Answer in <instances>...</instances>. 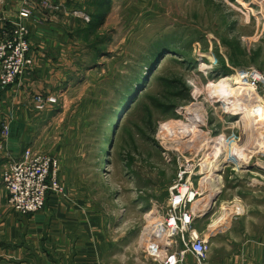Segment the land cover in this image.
I'll return each mask as SVG.
<instances>
[{"label":"rangeland","instance_id":"rangeland-1","mask_svg":"<svg viewBox=\"0 0 264 264\" xmlns=\"http://www.w3.org/2000/svg\"><path fill=\"white\" fill-rule=\"evenodd\" d=\"M38 8L42 15L54 14L66 34L67 47L51 55L68 67L71 78L61 93L56 86L34 93L32 105L36 109L39 94L54 96V104L62 101L57 121L66 129L71 162L93 193L108 197L104 205L116 196L122 208L131 195L129 206L136 201L129 216L140 219L146 199L156 213L168 193H182L177 184L192 177L201 193L192 205L204 198L205 214L198 218L204 227L226 212L222 226L239 216L241 203L232 193H244L257 211L236 225L247 216L248 223L264 221V172L256 166L264 161V123L247 117L264 107V88L244 79L251 70L264 78V0H42ZM19 22L0 21V37ZM29 39L34 49L30 30ZM32 57L26 77L40 72L33 70L40 64L34 52ZM142 77L145 85L127 97ZM241 83L250 86L241 100L226 97ZM136 95L144 99L134 110ZM218 142L226 162L217 171L221 187L208 206L203 202L212 189L200 185L204 175L197 172Z\"/></svg>","mask_w":264,"mask_h":264},{"label":"crops","instance_id":"crops-1","mask_svg":"<svg viewBox=\"0 0 264 264\" xmlns=\"http://www.w3.org/2000/svg\"><path fill=\"white\" fill-rule=\"evenodd\" d=\"M41 2L29 0L34 11L31 17L20 20L18 11L22 0H0V21H22L28 25L35 39V61L40 62L36 63L37 67L34 64L33 70L41 72L22 78L7 89L0 87V125L8 119L10 129L8 139L0 148V264H166V255L178 253L182 248L179 236L170 238L172 242L168 246V237L154 236L149 240V234H144L152 223L165 217L168 200L164 199H169L170 194L162 197L165 203L156 213L151 200L146 199L143 214L135 213L140 219L129 216L136 201L132 199L129 206L131 195L122 208L117 207L116 196L108 199L107 207L104 204L108 197L93 193L88 181L71 162V144L64 135L66 129L57 121L61 114L57 106L62 101L49 106L45 112L32 105L34 93L45 92L43 89L53 92L51 86L59 88V93L60 87L66 86L71 78L68 67L56 62L61 59L51 55L54 50L62 51L67 47L66 34L56 26L54 14L50 11L41 14L38 8ZM30 145L34 151L49 152L56 157L61 190L51 193L41 210L22 216L8 208L1 175L10 162L21 158L26 147L31 148ZM231 196L241 203L240 212L226 226L215 225L211 220L204 227L202 220H198L205 214L203 204L195 203L198 214L192 229L208 238L210 251L203 260H197L190 252L183 253L177 264H264V221L248 223L247 216L244 223L236 225L237 219L257 211L255 205L250 208L246 204L248 198L244 193L242 198L234 193ZM263 201L260 202L264 205ZM119 211L124 220L118 230L115 226L120 222L117 221ZM262 212L259 209L258 213ZM213 226L218 227L212 229Z\"/></svg>","mask_w":264,"mask_h":264},{"label":"built area","instance_id":"built-area-1","mask_svg":"<svg viewBox=\"0 0 264 264\" xmlns=\"http://www.w3.org/2000/svg\"><path fill=\"white\" fill-rule=\"evenodd\" d=\"M33 11L34 9L29 6V0H22L20 17L29 18ZM32 55L33 48L26 23L19 22L4 31L0 37L1 88L19 83L30 73L33 66ZM248 76L251 78L247 79ZM244 79L251 81L252 85L257 84L264 88V78L257 71L247 72ZM36 100L37 110H43L44 105L57 102L54 96L43 98L41 94L36 96ZM9 132V120L4 119L0 129V148L8 139ZM256 166L264 172V161L262 165ZM189 173L191 174V171ZM191 179L192 177H189L183 183L177 184L181 186L182 193H169L165 217L152 223L144 234L146 236L149 234V240L154 236H166L168 246L172 242L170 238L179 236L182 248L178 253L167 254L166 264H177L186 252H190L197 260H203L210 251L208 238L192 229L193 220L197 216L192 204L200 193L194 190ZM1 182L7 193L8 207L22 216L33 214L45 206L51 193L61 190L57 178V159L52 155L25 148L20 159L10 162L4 168Z\"/></svg>","mask_w":264,"mask_h":264},{"label":"bare ground","instance_id":"bare-ground-1","mask_svg":"<svg viewBox=\"0 0 264 264\" xmlns=\"http://www.w3.org/2000/svg\"><path fill=\"white\" fill-rule=\"evenodd\" d=\"M249 88H250L249 85L245 83H241L238 86L230 88L231 90L226 97L238 98L241 100V98L245 95L244 93ZM247 117H253L254 121H260V122L263 121L262 122L263 124L264 123V107L260 108V110L257 111V113L255 114L247 115ZM190 118L192 119V117ZM224 162H226V154L223 150L222 144L218 142L217 144L213 146L212 152L208 155L206 154L205 157H203V160L199 163V170L197 173H199L200 175H204L201 178L199 183L201 186H204V184H208L210 188L212 189L211 191H209V193L206 196V199L203 202L204 204L208 206L210 205L211 201H213L215 195L217 194V190L221 187V181L218 178L217 171H219L221 165ZM202 200H197V202L202 201ZM228 216H229L228 212H226V216L225 217L222 216L224 218H220V217L216 218L214 220L215 225H218V223L223 224L224 222H226Z\"/></svg>","mask_w":264,"mask_h":264},{"label":"trees","instance_id":"trees-1","mask_svg":"<svg viewBox=\"0 0 264 264\" xmlns=\"http://www.w3.org/2000/svg\"><path fill=\"white\" fill-rule=\"evenodd\" d=\"M104 1H106V0H104ZM102 52V53H101ZM97 53H99V54H103V53H105L103 50H101V49H97ZM167 53V52H166ZM152 69V68H151ZM150 70V69H149ZM163 70V69H162ZM161 70V71H162ZM143 80H145V77L143 78H141V80H139V81H137L134 85H133V87H131L130 89H129V92L127 93L128 94V96L127 97H129V96H132V94H133V92L135 91V90H137V88H139V87H141V85L143 84L142 82H143ZM156 80H157V78L155 77V79H153V81H152V83L151 84H154L155 82H156ZM150 84V85H151ZM145 85V82H144V84H143V86ZM135 94V93H134ZM139 98V96L138 95H136V97H134L133 99H138ZM143 97L141 98V99H138V101L134 104L135 105V107L133 108L134 110L136 109H138V107L141 105V103H142V105H143ZM126 105V103H123V104H120V109H122L124 106ZM114 120H115V118H114ZM117 130V127L113 130V132H115Z\"/></svg>","mask_w":264,"mask_h":264},{"label":"water","instance_id":"water-1","mask_svg":"<svg viewBox=\"0 0 264 264\" xmlns=\"http://www.w3.org/2000/svg\"><path fill=\"white\" fill-rule=\"evenodd\" d=\"M214 199H215V197H214ZM214 199H213V202H214Z\"/></svg>","mask_w":264,"mask_h":264}]
</instances>
